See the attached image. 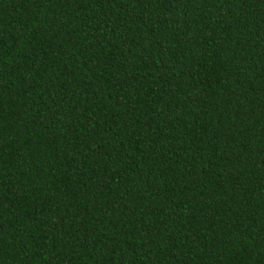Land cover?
Returning a JSON list of instances; mask_svg holds the SVG:
<instances>
[{"label": "trees", "instance_id": "obj_1", "mask_svg": "<svg viewBox=\"0 0 264 264\" xmlns=\"http://www.w3.org/2000/svg\"><path fill=\"white\" fill-rule=\"evenodd\" d=\"M0 264H264V0H0Z\"/></svg>", "mask_w": 264, "mask_h": 264}]
</instances>
